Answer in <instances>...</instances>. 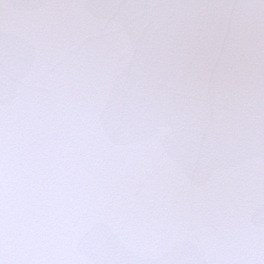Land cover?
Returning <instances> with one entry per match:
<instances>
[{
    "label": "snow or ice",
    "instance_id": "1",
    "mask_svg": "<svg viewBox=\"0 0 264 264\" xmlns=\"http://www.w3.org/2000/svg\"><path fill=\"white\" fill-rule=\"evenodd\" d=\"M0 264H264V0H0Z\"/></svg>",
    "mask_w": 264,
    "mask_h": 264
}]
</instances>
